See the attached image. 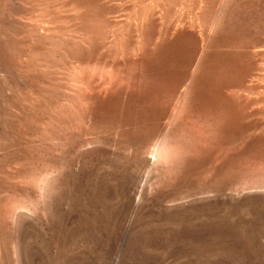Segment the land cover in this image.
<instances>
[{
    "label": "rangeland",
    "instance_id": "374dc122",
    "mask_svg": "<svg viewBox=\"0 0 264 264\" xmlns=\"http://www.w3.org/2000/svg\"><path fill=\"white\" fill-rule=\"evenodd\" d=\"M0 264H264V0H0Z\"/></svg>",
    "mask_w": 264,
    "mask_h": 264
},
{
    "label": "bare ground",
    "instance_id": "6f19581e",
    "mask_svg": "<svg viewBox=\"0 0 264 264\" xmlns=\"http://www.w3.org/2000/svg\"><path fill=\"white\" fill-rule=\"evenodd\" d=\"M163 152H164V151H163ZM155 153H156V152H155ZM165 153H166V152H165ZM156 155H158V154H156ZM156 155L154 154V156H156ZM154 156H153V157H154ZM149 159H150V158H149ZM158 159H159V158H157V161H158ZM163 162H164V160H163ZM166 255H167V254H166Z\"/></svg>",
    "mask_w": 264,
    "mask_h": 264
}]
</instances>
